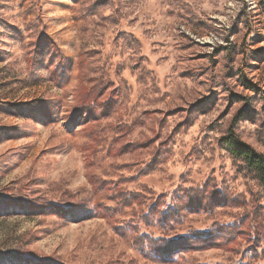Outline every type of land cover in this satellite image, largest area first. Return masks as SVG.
<instances>
[{
	"label": "rangeland",
	"instance_id": "374dc122",
	"mask_svg": "<svg viewBox=\"0 0 264 264\" xmlns=\"http://www.w3.org/2000/svg\"><path fill=\"white\" fill-rule=\"evenodd\" d=\"M232 132L264 155V0H0V264H264Z\"/></svg>",
	"mask_w": 264,
	"mask_h": 264
},
{
	"label": "trees",
	"instance_id": "16d2710c",
	"mask_svg": "<svg viewBox=\"0 0 264 264\" xmlns=\"http://www.w3.org/2000/svg\"><path fill=\"white\" fill-rule=\"evenodd\" d=\"M221 145L229 155L240 160L246 172L257 179L261 186L264 187V155L258 153L252 146L242 142L233 132L222 137ZM172 242L168 241L165 250L172 252L174 247Z\"/></svg>",
	"mask_w": 264,
	"mask_h": 264
}]
</instances>
